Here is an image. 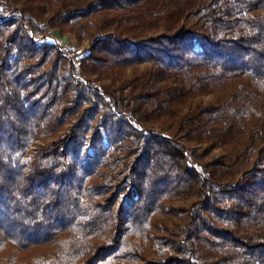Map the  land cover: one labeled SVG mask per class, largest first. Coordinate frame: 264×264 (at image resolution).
I'll return each mask as SVG.
<instances>
[{"label": "trees", "instance_id": "1", "mask_svg": "<svg viewBox=\"0 0 264 264\" xmlns=\"http://www.w3.org/2000/svg\"><path fill=\"white\" fill-rule=\"evenodd\" d=\"M7 244L0 264H264V0H0Z\"/></svg>", "mask_w": 264, "mask_h": 264}, {"label": "rangeland", "instance_id": "2", "mask_svg": "<svg viewBox=\"0 0 264 264\" xmlns=\"http://www.w3.org/2000/svg\"><path fill=\"white\" fill-rule=\"evenodd\" d=\"M62 36H65V40H62ZM45 38L56 43L62 54L68 57L74 64L78 63V60L88 48L87 41L78 44L71 35H61L60 33V36H56L54 34V30H50L48 33H46ZM103 201H105V199ZM14 252L15 251L12 249L11 245L7 244L4 246L0 251V262L5 263L8 261V256ZM45 252L46 251L41 250L40 253L42 254ZM36 254L37 252L31 250L25 252H16L15 258L19 261L24 260L26 263H29Z\"/></svg>", "mask_w": 264, "mask_h": 264}, {"label": "water", "instance_id": "3", "mask_svg": "<svg viewBox=\"0 0 264 264\" xmlns=\"http://www.w3.org/2000/svg\"><path fill=\"white\" fill-rule=\"evenodd\" d=\"M54 34H55L56 36H60V31H59L58 29H55V30H54ZM62 40H65V36H62Z\"/></svg>", "mask_w": 264, "mask_h": 264}]
</instances>
